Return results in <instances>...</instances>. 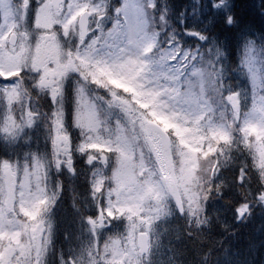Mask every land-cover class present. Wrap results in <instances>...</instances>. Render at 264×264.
Wrapping results in <instances>:
<instances>
[{
	"label": "rangeland",
	"instance_id": "374dc122",
	"mask_svg": "<svg viewBox=\"0 0 264 264\" xmlns=\"http://www.w3.org/2000/svg\"><path fill=\"white\" fill-rule=\"evenodd\" d=\"M13 1L21 10L13 6ZM32 1L36 4L31 5ZM190 1L187 16L189 12L194 16L195 0ZM214 7L223 12L226 4L217 3ZM84 10L91 13V19L87 34L81 35L77 20ZM28 11L32 22L26 27L22 22L27 20ZM104 11L103 0H66L58 7H53L50 0H0V76L24 73L28 80H34L35 92L45 99L41 113L45 109L48 115L42 119L34 104L21 99L18 84L1 82L0 139L11 146L15 131L20 128L36 132V139L31 136L36 146L44 144L56 158L69 164L73 147L63 131L66 107L76 127L88 133L78 151L86 156L91 171L95 164L100 169L92 174L93 201L87 200L96 216L78 226L63 224L67 245L76 249L63 255L60 240V258L50 264H174L169 244L163 238L165 231L174 227L167 222L170 206L164 207L163 202L171 200L174 214L196 210L191 184L196 178L198 151L207 146L210 151L213 141H225L231 150L243 149L264 186V97L258 94L261 80L256 56L249 50L238 62L250 93L248 102L241 91L237 99L227 97L236 122L235 136L229 138L224 121L212 119L204 101L205 70L191 72L194 81L187 84L182 94L177 93L180 77L189 70L187 65L193 55L188 50L178 52L173 46L155 58L145 56L147 49L154 51L155 41L142 34L138 0H119V10L114 15L120 18L108 27ZM189 19L187 35L199 40L207 29L206 23L195 17ZM55 25L61 27L60 32L53 30ZM198 25L201 28L196 30ZM12 34L17 39L10 46ZM72 41L73 45L68 44ZM214 57L221 62L222 55ZM185 82L186 76L181 78L182 85ZM87 84L94 85L99 95L103 91L101 111L120 117L114 119L113 126L98 118L96 97L88 93ZM242 102L248 104L245 109ZM15 103L22 107L20 121L14 117ZM153 125L162 131L172 128L175 137L168 136V142H163ZM26 143L29 145V140ZM205 152L201 150L202 154ZM218 156L224 164L228 160ZM112 161L114 185L107 188L104 169ZM38 179L37 168H30V164L18 166L17 171L15 165L0 169V264H42V260L47 264L54 237L53 228L49 230L40 219L44 195L36 190ZM260 199L264 207V200ZM222 203L214 200L213 209L216 218L224 223L228 213ZM18 211L24 214L21 222ZM243 212L245 208L237 215ZM116 222H121V240L115 236L100 245V236ZM146 226L149 250L141 256L136 237ZM25 232L28 243L11 242Z\"/></svg>",
	"mask_w": 264,
	"mask_h": 264
},
{
	"label": "trees",
	"instance_id": "16d2710c",
	"mask_svg": "<svg viewBox=\"0 0 264 264\" xmlns=\"http://www.w3.org/2000/svg\"><path fill=\"white\" fill-rule=\"evenodd\" d=\"M217 3L226 4V9L219 12L214 7ZM194 4L193 11L196 15L192 16L189 12L187 16L191 9L190 0H154L153 7H147L144 0L142 11L146 18V32L158 36L162 45L169 41H185V46H196V41L187 36L188 23L191 21L189 18L195 17L206 23L209 30L204 35L207 39L196 48L199 58L193 61V72L202 68L207 72L205 98L212 114L223 113L228 117L226 103L215 84L225 85L234 93L243 90L248 95L247 83L242 71L238 69V62L241 55L249 50L257 58L261 94L264 95V0H195ZM113 6H117V0H108L107 8L110 10ZM199 28L201 27L198 25L195 29ZM208 39H212L216 45L214 46L222 53L221 62L214 57L213 50L207 49ZM6 80H19L22 97L33 102L40 111L44 108L42 102L45 99L35 92L34 80H28L25 74L17 73L7 78L0 76V81ZM47 112L50 115L48 109ZM40 117H48L45 109ZM27 131L23 130L17 137L12 153H8L6 144L0 141V165L30 149L34 142L31 136L36 139V132ZM69 132L74 138L76 131L72 128ZM28 140L29 145L26 143ZM213 143L216 147L214 153L227 156L228 164L233 161L237 168L234 171L224 169L223 173L230 176L229 184L227 187L223 184L216 187L209 174L215 155L206 154L204 158H200L201 155L198 154L201 170L196 173L194 183L197 208L191 214L179 217L177 233L172 237L169 235L174 264H214L217 253L225 245L227 253L223 257L226 261L258 264L259 255L264 251V207L260 199L263 193L259 178L251 167L250 157L243 154V149L231 150L225 143ZM84 168L85 158L74 155L73 177H70V173L56 176L60 189L57 190L51 213L57 220L61 235L64 234V223L78 226L93 216V213L86 211L87 185ZM214 200L223 202L228 212L234 215L229 220V230L221 228L218 219L212 214ZM241 206H246L247 210L239 217L235 212ZM63 245L66 248V244Z\"/></svg>",
	"mask_w": 264,
	"mask_h": 264
},
{
	"label": "water",
	"instance_id": "95a60500",
	"mask_svg": "<svg viewBox=\"0 0 264 264\" xmlns=\"http://www.w3.org/2000/svg\"><path fill=\"white\" fill-rule=\"evenodd\" d=\"M60 0H57L56 2H59ZM87 26V14H84V16L82 17L81 21H80V28L82 30V32H85ZM15 38L12 36L10 39L11 43H14ZM140 246L142 247V251H145V238H142L140 240Z\"/></svg>",
	"mask_w": 264,
	"mask_h": 264
},
{
	"label": "bare ground",
	"instance_id": "6f19581e",
	"mask_svg": "<svg viewBox=\"0 0 264 264\" xmlns=\"http://www.w3.org/2000/svg\"><path fill=\"white\" fill-rule=\"evenodd\" d=\"M230 255V254H229Z\"/></svg>",
	"mask_w": 264,
	"mask_h": 264
}]
</instances>
